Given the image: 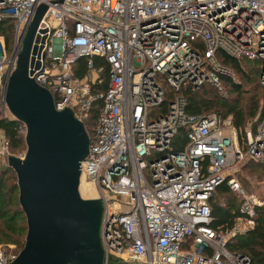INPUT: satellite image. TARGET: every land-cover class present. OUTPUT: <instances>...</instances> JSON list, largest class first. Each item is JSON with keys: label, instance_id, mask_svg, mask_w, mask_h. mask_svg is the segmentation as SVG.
I'll return each instance as SVG.
<instances>
[{"label": "built area", "instance_id": "built-area-1", "mask_svg": "<svg viewBox=\"0 0 264 264\" xmlns=\"http://www.w3.org/2000/svg\"><path fill=\"white\" fill-rule=\"evenodd\" d=\"M4 19L13 32L10 50L0 41V116L10 117L3 84L33 20L27 77L82 125L95 114L78 188L100 202L101 264H248L211 227L208 201L225 183L242 198L230 232L253 227L261 202L235 171L264 163V113L239 139L228 117L186 112L179 93L235 78L218 52L256 62L264 87V0H0ZM16 254L0 252V264Z\"/></svg>", "mask_w": 264, "mask_h": 264}, {"label": "water", "instance_id": "water-1", "mask_svg": "<svg viewBox=\"0 0 264 264\" xmlns=\"http://www.w3.org/2000/svg\"><path fill=\"white\" fill-rule=\"evenodd\" d=\"M35 27L33 20L3 84L10 119L25 127L24 157L7 160L26 224L23 246L10 264H101L100 202L82 197L78 188L88 137L72 112L56 110L50 92L26 75Z\"/></svg>", "mask_w": 264, "mask_h": 264}, {"label": "trees", "instance_id": "trees-1", "mask_svg": "<svg viewBox=\"0 0 264 264\" xmlns=\"http://www.w3.org/2000/svg\"><path fill=\"white\" fill-rule=\"evenodd\" d=\"M11 27L12 26L9 19L0 21V37L3 45L7 49L10 43L9 41H12V38H10L12 37V31H10L12 30ZM217 55L220 62L224 66L230 68L231 70L233 68L234 72H237L240 76H242V80L245 84H248V86L251 84L249 82L251 78L249 77L248 73L243 71L237 59L228 57L221 52H218ZM92 60L96 64L103 62L98 57H93ZM252 62L256 65L257 69V63L254 61ZM84 64V58H81L72 65L74 75L81 76L83 74L85 69ZM220 81L221 83L227 85L231 93L236 94L233 100L227 101L226 99L224 100L216 96L208 99L204 94L207 93L206 87L210 84H205L206 86L203 85L197 90L185 89L179 93L185 98V110L191 114H205L211 112L209 109H214L215 112L221 117H228L231 115L232 126L236 128H242L245 116L237 101L239 98L238 95L240 94V86L231 81L229 77L224 75L220 76ZM255 87H253L254 93L249 89V87H245L246 93L252 95L253 98L256 96L257 92L255 91ZM198 91L202 93L197 94ZM170 97L171 94L169 95V98ZM253 114L254 105L252 104V110L247 115L249 116ZM94 116L95 114L92 111L88 121L83 125V127H85L87 136L91 134ZM23 126V123L12 120L10 117L0 116V131L2 132L3 138H5L7 141V150H9L14 155L25 150L23 135V130L25 127ZM238 132L242 134L244 131ZM180 136L181 134H178V137ZM7 174H11V176ZM15 182L16 177L14 172L7 166V164L4 165V167L0 170V242L19 243V238L23 236L21 238V242L18 244L19 248L21 249L25 239L26 224H15V221H17V218L21 217V215L24 218L22 210L18 204L17 196L13 195L14 193L16 194V191L18 195V190L16 189L17 185ZM229 193L235 195L231 190H229L225 183H221L215 188L212 197L208 201L212 215V221L210 225L215 230L226 231L230 229L234 219L240 216L238 209L239 203L236 204L233 199H230ZM215 195L224 197V203H218L214 201L213 198ZM13 199H15V201ZM15 206H17L19 210H15ZM254 211V226L243 234L233 236L226 243V246L230 252L247 256L248 264H264V202L260 206H256ZM20 249L16 250L15 252H18Z\"/></svg>", "mask_w": 264, "mask_h": 264}, {"label": "rangeland", "instance_id": "rangeland-1", "mask_svg": "<svg viewBox=\"0 0 264 264\" xmlns=\"http://www.w3.org/2000/svg\"><path fill=\"white\" fill-rule=\"evenodd\" d=\"M10 31H12V30H10ZM10 38H12V37H10ZM0 41H1V37H0ZM9 42L10 43H9L8 49L6 48L7 50H10V48H11L12 41L10 40ZM238 61H239V64L241 65V68L243 69V71L248 73L249 77L251 78L249 80V82L251 84H249V86H248V84H245L244 81L242 80V76H240L237 72H234L233 68H232V72L234 73L235 78L232 79L231 77H229V79L231 81H233L234 83H236L240 86V94L238 95L239 98L237 101H238L239 107L241 108L242 112L244 113L245 118H244V123H243L242 128H236L234 126L233 127L237 131L242 132L245 130L253 129L255 127L256 122L259 119V117L261 115H263V113H264V87L260 86L258 83L256 65L252 61L247 60V59H238ZM221 84H222L223 90L219 91L215 86L208 85L206 87L207 93H205V94L203 93V94L208 99L216 96V97H220L224 100L226 99L227 101L233 100L235 98L236 94L231 93V91L229 90V88L227 87L226 84H223V83H221ZM245 87H249V89L252 92L254 91L253 87H255V91H257L256 96L253 98L252 95L247 94L245 91ZM200 91H198L197 94H201L202 92H200ZM252 104L254 105V114L248 116L247 114L252 110ZM209 111L215 112L214 109H209ZM215 114L217 115L216 112H215ZM228 118H229L230 123H231L232 116L229 115ZM84 130H85V127H84ZM24 132H25V128L23 130V135H24ZM238 137H239V139H241L244 137V135L238 133ZM13 153H15V152H13ZM9 156H15V155L12 154L9 150H7V141L5 140V138H3L2 132L0 131V170L4 167V165L7 164V160H8ZM7 175L11 176V174H7ZM235 178L240 183L245 194L254 195L261 202L260 205L263 204V202H264V164H262L260 162L258 163L255 161H251V160H246V161L244 160L237 167V169L235 171ZM16 189H17V187H16ZM79 189H80L79 193L82 197L87 196V194H85V193H89V192L93 191L92 187H86L84 185L80 186ZM13 195L17 196V191H16V194L14 193ZM229 195H230V199H233V201L236 202V204L239 203V207H240L241 200H242L241 196L236 195V194L233 195L232 193H229ZM223 199H224V197L216 196V195L213 198V200L218 202V203H224ZM13 200L15 201V199H13ZM14 209L19 210V208L17 206H15ZM0 224H1V222H0ZM15 224L25 225V219L23 218L22 215H21V217L17 218V221H15ZM230 230H231V228L226 230V231H221L222 232L221 234L226 239V242H228L233 236H235L234 234H232L230 232ZM243 233H245V232H243ZM243 233H240V234H243ZM14 237H15V235H14ZM22 237L19 238V241H18L19 243L21 242ZM19 243H17V242L16 243L0 242V252L7 253V254L18 253L15 251L20 249L18 246Z\"/></svg>", "mask_w": 264, "mask_h": 264}, {"label": "bare ground", "instance_id": "bare-ground-1", "mask_svg": "<svg viewBox=\"0 0 264 264\" xmlns=\"http://www.w3.org/2000/svg\"><path fill=\"white\" fill-rule=\"evenodd\" d=\"M80 190V189H79Z\"/></svg>", "mask_w": 264, "mask_h": 264}]
</instances>
